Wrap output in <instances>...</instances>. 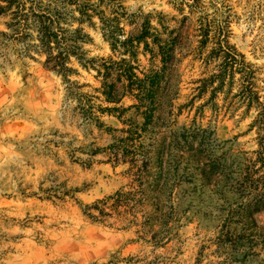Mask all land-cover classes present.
<instances>
[{
  "label": "rangeland",
  "instance_id": "1",
  "mask_svg": "<svg viewBox=\"0 0 264 264\" xmlns=\"http://www.w3.org/2000/svg\"><path fill=\"white\" fill-rule=\"evenodd\" d=\"M0 6L8 8L0 16V264H264V201H253L264 192L257 112L233 98L240 74L214 98L217 83L203 87L220 63L218 32L227 20L228 42L255 72L264 108V0ZM19 9L22 33L11 25ZM33 14L49 16L51 30L60 27L73 46L66 78L45 66ZM126 39L133 47L122 45ZM163 44L173 46L175 63L143 126L145 101L134 92L106 104L102 78L85 60L125 59L143 79L160 67ZM66 81L92 107L125 111L92 109L104 124L98 128Z\"/></svg>",
  "mask_w": 264,
  "mask_h": 264
},
{
  "label": "trees",
  "instance_id": "2",
  "mask_svg": "<svg viewBox=\"0 0 264 264\" xmlns=\"http://www.w3.org/2000/svg\"><path fill=\"white\" fill-rule=\"evenodd\" d=\"M12 1H10V4ZM225 8V7H224ZM8 8L0 6V16L3 15ZM84 15V14H83ZM37 19L36 29H37V40L39 41V46L47 54L46 61L44 62L45 66L51 70L61 74L64 78L68 73H71V70L66 66L67 56L70 54L75 55L73 51V46H68L66 44L67 40L62 35L63 30L60 27H57L55 31H52L50 26L52 25L53 20L49 16H38L33 14ZM25 15L19 9L14 13V19L12 26H20V33L24 31L23 26H27L25 22ZM105 37L111 41V46L115 48L117 39L115 38V32L112 28L106 26ZM230 36V30L227 23V20L223 21L222 26L218 32V42H217V51L220 54V63L216 66L215 72L211 76L203 80V87H213L217 83L216 87L212 88V94L219 92L225 86L229 88L232 87L234 83L235 75L240 74L242 79H240L237 86V94L233 98H239L246 105L248 109L254 108L257 112L253 125L257 127L258 136L262 132V137H259L260 144L264 142V108L259 102L258 92L256 88L251 83L253 80L254 71L250 68L249 65L245 63L244 56L241 55L234 46L230 45L228 38ZM84 39L85 36L82 35L81 39ZM144 38V36L140 37ZM139 39V38H137ZM122 45L132 46V39H126L122 42ZM55 51V54H54ZM158 56L160 57L159 63L160 67L156 70H151L147 75L143 76V79H140L135 74V68L131 65L130 62L125 59L120 60L119 62L113 61H101L99 65L93 64V60H85V65H90L97 70V74L101 81V94L105 98L104 102L106 104H117L122 96L125 94L136 93L135 96L141 98L145 101L146 106L143 112L144 123L143 126H146L150 122V118L153 115V112L157 109L155 94L158 90L160 83H166V73L172 71L175 63L174 49L172 45L163 44L158 48ZM154 58V56H153ZM79 60H84V58L79 57ZM85 67V66H84ZM67 92L69 95L73 96L79 103H81V98L85 99V103L82 104L80 110L83 116L87 117L89 120H93L98 128L104 126L103 122L100 121L99 116H94L92 109H95L96 112L103 114H122L125 109L119 107H105L101 108L100 106L96 108L92 107L89 103V97L86 94L78 92L79 86L69 83ZM206 87V88H205ZM215 95L213 96V98ZM231 106V103L228 105ZM226 107V109L228 108ZM217 107L215 106V109ZM128 142H133L134 140H127ZM262 147V145H260ZM128 153L130 152L127 149H124ZM96 153L95 151L93 152ZM263 153H259L261 156ZM112 157L116 159V152H112ZM147 162L146 160L142 161V167L145 168ZM257 199L253 200L254 203L263 202L264 192L261 194L257 193ZM252 202V201H251ZM89 215V214H88ZM89 217H91L89 215ZM232 217V216H231Z\"/></svg>",
  "mask_w": 264,
  "mask_h": 264
}]
</instances>
